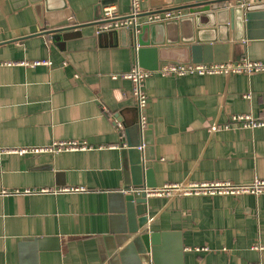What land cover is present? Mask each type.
<instances>
[{"label":"crops","instance_id":"crops-1","mask_svg":"<svg viewBox=\"0 0 264 264\" xmlns=\"http://www.w3.org/2000/svg\"><path fill=\"white\" fill-rule=\"evenodd\" d=\"M101 1L44 0L38 7L0 0V264H110L124 255L140 264L136 233H125L123 200L133 178L125 129L138 140V111L132 82L119 76L137 61L126 32L98 36L96 23L104 5L127 16L130 0ZM199 1L140 0L139 11L185 14L180 6ZM64 27L61 37L43 33ZM249 36L230 43L227 60H264V24L251 26ZM211 52L220 60L226 51ZM159 58L158 66L191 62L182 44L161 49ZM37 59L51 65L1 63ZM144 91L149 144L141 152L155 188L264 179V126L224 127L233 114L264 116V71L155 73ZM54 140L96 148L10 151ZM80 186L86 191L22 193ZM147 215L144 228L160 234L149 264H264V194L151 195Z\"/></svg>","mask_w":264,"mask_h":264},{"label":"water","instance_id":"water-1","mask_svg":"<svg viewBox=\"0 0 264 264\" xmlns=\"http://www.w3.org/2000/svg\"><path fill=\"white\" fill-rule=\"evenodd\" d=\"M31 1L40 7L44 0ZM229 1H233V4L231 5ZM242 1L245 2L243 5L240 4ZM113 2L114 0H102L101 4ZM183 8L187 9V13L178 18L145 21V17L160 12L159 10H150L140 14L143 22L137 28L130 26L119 30H103L97 32V35L126 32L128 45L134 49L137 64L144 69L154 70L158 68V61H160L159 51L178 44L185 45L189 49L191 62H225L227 61L228 48L232 42L240 43L245 34L247 38H250L249 29L251 26L259 23L264 24V0H203L180 6L178 9ZM69 28L45 30L43 33L51 34L53 38L58 35L61 37V32ZM231 30L232 34H230ZM217 48L226 51L225 56L220 60L215 57L211 58L213 55L211 51L215 52ZM199 55L201 58H197ZM207 57L209 59H206ZM131 130L134 132L135 127ZM147 132L148 126L143 134H140L137 124L135 133H138V140L133 141L129 130L125 129L127 152L133 164L131 187L123 196L127 217L125 233H136L132 240L136 241L133 245L136 247L132 249L138 254L140 264H149L148 251L160 244V234L144 228L148 222L147 205L151 196L148 192L156 187L151 170L144 168L143 159L146 160L149 157L142 155V149L137 148L142 140L143 150L146 149L149 144L146 137ZM110 264H139V261L134 262L131 257L124 255V257L119 256L116 262Z\"/></svg>","mask_w":264,"mask_h":264},{"label":"built area","instance_id":"built-area-1","mask_svg":"<svg viewBox=\"0 0 264 264\" xmlns=\"http://www.w3.org/2000/svg\"><path fill=\"white\" fill-rule=\"evenodd\" d=\"M232 5L233 1H229ZM242 1L240 4L243 5ZM140 0H130V12L127 16H121L114 6L104 5L101 7V13L99 16V31L112 30V29H124L130 26L137 28L143 19L140 17ZM182 13L180 10H165L157 12L145 17V21H157L169 18H178ZM3 64H21L26 66L36 65H51L48 59L37 60H25L19 62H1ZM264 71V60H252L244 56L238 60L229 59L225 62H206V63H163L158 66L157 69L148 70L140 67L137 62L133 64L131 69L119 76L129 79L133 85V94L136 98V106L138 111L137 124L140 130V134L147 128V118L145 115V106L147 103V96L144 91V81L152 74H159L161 76H192V75H207V74H225L231 73H246L251 74L255 72ZM232 124H235L241 128H256L264 126V116L254 117L249 114H233L230 116L229 121L224 123V127L228 128ZM143 143L137 148L142 149ZM95 146L87 143L86 141L78 140H54L48 146L43 147H21L16 149H10L11 152L17 154L25 153H41V152H61V151H75V150H89L94 149ZM99 148V147H98ZM127 188L126 191H129ZM86 189L80 187H66V188H40V189H25L23 194L29 193H60V192H82ZM4 194H9L5 192ZM148 194L155 196H176V195H197V194H209V195H242L252 194L260 195L264 194V179L254 178L249 184H235L230 181H212V182H180L167 184L160 188L150 189ZM253 248H263V246L255 245ZM256 264H262L257 262Z\"/></svg>","mask_w":264,"mask_h":264},{"label":"rangeland","instance_id":"rangeland-1","mask_svg":"<svg viewBox=\"0 0 264 264\" xmlns=\"http://www.w3.org/2000/svg\"><path fill=\"white\" fill-rule=\"evenodd\" d=\"M184 13H182V15H183Z\"/></svg>","mask_w":264,"mask_h":264}]
</instances>
